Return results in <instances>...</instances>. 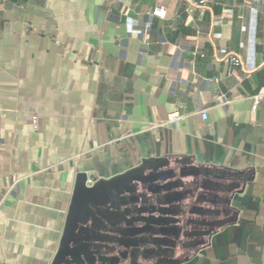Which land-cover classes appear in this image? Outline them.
Wrapping results in <instances>:
<instances>
[{"label": "crops", "instance_id": "obj_1", "mask_svg": "<svg viewBox=\"0 0 264 264\" xmlns=\"http://www.w3.org/2000/svg\"><path fill=\"white\" fill-rule=\"evenodd\" d=\"M199 1L0 0L1 261L264 264V0Z\"/></svg>", "mask_w": 264, "mask_h": 264}, {"label": "flooded vegetation", "instance_id": "obj_2", "mask_svg": "<svg viewBox=\"0 0 264 264\" xmlns=\"http://www.w3.org/2000/svg\"><path fill=\"white\" fill-rule=\"evenodd\" d=\"M173 199V198H172ZM175 199V198H174ZM173 209V208H172ZM161 211H164V210H162L161 209ZM158 222L157 223H159L160 221H161V219H158L157 220ZM162 221L164 222L165 220H163L162 219ZM210 223H208V224H206V225H209ZM210 226V229H208V231L206 232L209 236H211L212 235V233L214 232V231H216L217 230V228L215 229V228H213L212 227V225H209ZM158 231H163V232H165L164 231V229L162 228V229H160V230H158ZM168 232H172V233H174V234H176V233H178V228L177 227H175V228H172V229H168L167 230ZM203 240V239H202ZM202 240H198V242H196V243H189V244H184V245H177V244H175V242H171L170 244L169 243H166L165 244V240H162V241H158L157 242V252H155L156 253V255L157 256H163V255H167V254H169L170 252H173V253H175V251L176 252H180V254L181 255H184L185 257H188V256H192V255H197L203 248H205V246L207 245L206 243H205V241L204 242H200V241H202ZM208 243V242H207ZM164 244V245H163ZM183 252H182V251ZM145 259L144 260H142L141 262H139V261H135V262H133L134 264H153L154 263V261L153 260H149L148 259V257L149 256H147V255H145ZM180 257H182V256H180ZM132 264V263H131Z\"/></svg>", "mask_w": 264, "mask_h": 264}, {"label": "water", "instance_id": "obj_3", "mask_svg": "<svg viewBox=\"0 0 264 264\" xmlns=\"http://www.w3.org/2000/svg\"><path fill=\"white\" fill-rule=\"evenodd\" d=\"M88 181L90 182L96 181V178L93 179L92 177H90V179L88 178ZM71 229L72 227H69V230ZM87 248H88V245H86L85 243H79L77 246H74V247H68V243L66 244L64 243L63 248L60 250L56 258L55 264H63V263L65 264H72V263L74 264H93L88 259L84 260L83 258V255L87 253V250H86ZM162 263H178V261H172V262L164 261Z\"/></svg>", "mask_w": 264, "mask_h": 264}, {"label": "built area", "instance_id": "obj_4", "mask_svg": "<svg viewBox=\"0 0 264 264\" xmlns=\"http://www.w3.org/2000/svg\"><path fill=\"white\" fill-rule=\"evenodd\" d=\"M210 0H200L199 3L200 4H206L208 3ZM153 14L157 15V16H160L162 18H165L166 15H167V10L163 7H157L154 9L153 11ZM224 17L223 16H220L219 20L217 21V23H221L223 21ZM233 61L235 63H239V59L234 57L233 58ZM252 100H253V106L252 108L255 110L257 107H258V104L260 103L261 100H263L264 98V92H260L259 94H256V95H253L251 96ZM204 115V118H207V113L204 112L203 113ZM11 179L13 180L9 190H12V188L15 186V184L21 179V177H17V176H12ZM0 264H17L15 262H11V261H1L0 260Z\"/></svg>", "mask_w": 264, "mask_h": 264}]
</instances>
